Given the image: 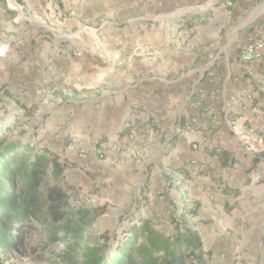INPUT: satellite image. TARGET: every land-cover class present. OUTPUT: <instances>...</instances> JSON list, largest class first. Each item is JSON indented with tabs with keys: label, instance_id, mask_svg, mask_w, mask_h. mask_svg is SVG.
<instances>
[{
	"label": "crops",
	"instance_id": "crops-1",
	"mask_svg": "<svg viewBox=\"0 0 264 264\" xmlns=\"http://www.w3.org/2000/svg\"><path fill=\"white\" fill-rule=\"evenodd\" d=\"M19 2L30 17L18 0H0V45L18 53L28 43L33 29L18 40L24 17L50 30L31 64L38 71L32 85L65 97L53 102L34 143L68 158L67 171L84 174L124 164L141 170L158 156L153 174L162 186L200 203L192 221L212 260L264 264V52L250 60L244 53L264 38V0H174L176 9H167L168 0ZM83 28L90 39L78 45L90 48L72 58L77 42H63ZM152 31L163 46L153 58ZM71 88L81 94L67 96ZM95 146L106 150L104 159L80 156ZM140 152L150 153L141 160Z\"/></svg>",
	"mask_w": 264,
	"mask_h": 264
},
{
	"label": "trees",
	"instance_id": "trees-1",
	"mask_svg": "<svg viewBox=\"0 0 264 264\" xmlns=\"http://www.w3.org/2000/svg\"><path fill=\"white\" fill-rule=\"evenodd\" d=\"M70 165L47 146L0 138V264H25L28 251H38L28 244L39 231L47 242H66L49 264H222L213 263L212 251L192 221L198 202L170 218L173 230L149 219L132 222L133 213L121 214L118 226L125 219L132 223L121 231H104L92 244L89 230L108 205L72 204V185L66 183ZM167 179L173 187L174 177Z\"/></svg>",
	"mask_w": 264,
	"mask_h": 264
},
{
	"label": "rangeland",
	"instance_id": "rangeland-1",
	"mask_svg": "<svg viewBox=\"0 0 264 264\" xmlns=\"http://www.w3.org/2000/svg\"><path fill=\"white\" fill-rule=\"evenodd\" d=\"M19 1L18 8L24 9V15L30 17L31 13L25 10L27 8L19 5ZM173 2L174 0H168L169 5H167V9L177 8ZM13 5L16 6L17 4L14 3ZM151 9L158 8L151 6ZM21 21L23 26H21V29L20 27L18 28V33L22 34V36L18 40L27 34L29 35L32 29L34 32V34H30L33 37L28 40V43L23 42L20 44L18 53L13 48L9 50L10 45H0V95L4 97L0 101V138H22L23 142H39L42 140L43 130L47 127L48 121L54 114V108L56 106L53 105V102H56L59 96L64 97V94H61L58 88L53 91L54 89L47 87L45 83H42V90L40 92H37L33 87L32 81L33 78L37 77L38 71L34 70L31 64L34 61L33 59L36 58L37 52L44 47V44L41 45L42 41L45 39L48 40V36L51 34L50 30L42 25L36 29L32 28L34 26H31L25 17ZM71 33V35L65 38L66 41L63 43L68 44L71 39H75L73 43L77 42V45L70 46V56L72 58H79L81 57L80 54L90 47L87 45L81 47V45H78L79 40L77 39L83 37V39L88 41L90 39L88 33L90 32H86L85 28H83L78 31L72 29ZM134 34L136 38L143 36L142 30L135 31ZM13 35L17 36L16 33ZM153 35L154 31L148 35L151 37L152 42L149 44V51L153 53L151 54L152 58L154 54L156 55L157 51L160 53L163 47L161 43L153 42ZM22 56L23 58H20ZM18 57L19 60H17ZM26 59L29 60V64L27 65L24 63ZM22 65L28 66L29 70L26 71V68ZM37 81L41 83L42 79H37ZM65 91L67 90L65 89ZM71 92L72 97L81 94L75 88H71L66 95L68 96ZM9 98L11 99L9 100ZM139 146L140 148L144 147L142 143ZM150 152H140L138 157L140 156L142 160ZM157 158L158 156L152 159V161L148 159L145 166L143 165L144 168L141 170L138 167L134 170H126L125 166L127 164H124L121 166V169L117 166H112L100 172H91L88 174H84L76 169L67 171L66 183L72 185L71 200L74 206L108 205V211L89 230L94 236L90 240L92 244L95 243V240L102 239L100 236L104 231L108 234L115 230L121 231L132 222L142 218L149 219L156 224L166 222L169 225L167 227L172 229L173 225L170 223V218L173 215L179 216L182 207H190L192 205V201H189L190 204H187L188 202L185 201L184 194L181 198L176 197V194L172 195L171 190L167 191L162 186V183H160V180L153 174L155 170L154 160L157 162ZM123 160L128 163L132 159L130 157ZM161 198L165 202H168V208H165L162 205V201H159ZM130 213H133L132 222L125 219L118 226L119 216ZM28 245L36 248V250L38 249V251H28V260L25 264H49L47 262L49 259L61 254L66 249V242H47L45 233L41 231L35 232L31 236ZM212 261L213 263L217 262L214 259Z\"/></svg>",
	"mask_w": 264,
	"mask_h": 264
},
{
	"label": "built area",
	"instance_id": "built-area-1",
	"mask_svg": "<svg viewBox=\"0 0 264 264\" xmlns=\"http://www.w3.org/2000/svg\"><path fill=\"white\" fill-rule=\"evenodd\" d=\"M232 2H229L231 5ZM264 52V38L252 41L245 49V59L250 60L252 58H258L262 56ZM116 148V146H113ZM106 150L99 146H95L93 149L80 150V156L88 161H93L95 159H104L106 157Z\"/></svg>",
	"mask_w": 264,
	"mask_h": 264
}]
</instances>
